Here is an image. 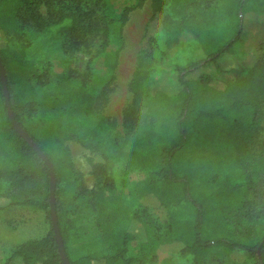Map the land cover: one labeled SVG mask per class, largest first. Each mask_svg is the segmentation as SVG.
<instances>
[{
    "label": "trees",
    "instance_id": "1",
    "mask_svg": "<svg viewBox=\"0 0 264 264\" xmlns=\"http://www.w3.org/2000/svg\"><path fill=\"white\" fill-rule=\"evenodd\" d=\"M84 1L0 0V29L23 39L31 30L63 28L64 53L73 56L102 29L97 8ZM153 6L161 29L148 34L139 50L123 132L99 112L100 96L52 105L34 85L47 69L0 46L15 120L55 168L56 213L68 258L71 264H264V244L258 253L264 239V35L251 37L244 25L246 14L264 15V0H153ZM257 39L251 61L245 52L238 66H219L220 81L211 72L198 73ZM166 77L177 80V91L159 87ZM68 138L102 153L104 162L91 170L98 188L88 187ZM118 161L124 162L125 184L131 173L143 174L131 184L138 201L133 209L107 176ZM105 189L109 194L101 196ZM70 196L76 200L71 210ZM149 196L165 209L164 218L144 203ZM86 198L100 236L73 256L69 238L85 221L79 207ZM0 199L8 200L0 210L27 208L45 224L41 236L13 246L2 264H64L51 220L50 169L15 129L1 74ZM98 243L104 252L98 253ZM173 243L181 247L159 263V251ZM236 251L246 253L245 260L235 258Z\"/></svg>",
    "mask_w": 264,
    "mask_h": 264
},
{
    "label": "rangeland",
    "instance_id": "2",
    "mask_svg": "<svg viewBox=\"0 0 264 264\" xmlns=\"http://www.w3.org/2000/svg\"><path fill=\"white\" fill-rule=\"evenodd\" d=\"M97 1L85 0L84 3L97 8L102 29L86 47L73 56L64 53L65 30L56 27L42 32L31 30L23 39L16 37L14 33L5 36L0 29V46L7 44L33 60L40 70L47 69V75L41 81H35L34 85L38 93L47 96L52 105L66 106L82 94L100 96L99 112L110 118L116 130L123 132L124 111L133 102L132 86L138 53L145 44L147 35L161 29V17L152 19L153 0H100L99 3ZM244 25L251 37L260 39L259 37L264 35V15L246 14ZM258 39L253 43L245 42L244 49L239 47L236 55L225 54L217 63H210V67L205 66L198 73L211 72L216 79L220 78L217 80L220 81L219 66H238L237 63L245 52V60L247 58L251 61L257 53ZM159 87L171 93L178 90L179 83L174 77H166ZM262 134L264 135V131ZM65 142L71 149L76 167L86 174L88 187L98 188L91 170L94 162H104L102 153L90 151L72 138L66 139ZM123 166L124 162L118 161L109 170L107 176L113 184L114 192L125 197L127 207L133 209L138 201L130 193L131 184L141 179L143 174L131 173L130 184L127 185L122 174ZM109 192V189H105L100 191V195H108ZM73 198L69 197L70 210L76 205V200ZM7 202V199H0V203ZM91 203L92 200L89 198L81 201L79 208L83 209L82 212L85 214L80 218L85 221L70 235L69 247L73 256L86 253L92 246V241L100 236V231L93 222L96 216L95 210L92 209L94 205ZM144 203L150 206L155 215L161 218L166 216L165 209L155 198L149 196L144 199ZM19 207L10 206L0 210V264H2L1 257L7 256L13 246L33 237L35 233L41 236L45 230V224H41L32 211ZM185 210L191 215L189 208ZM135 230L141 238L143 231L139 224H136ZM132 247L137 250V243H133ZM180 247L181 244L178 243L164 245L159 251V263ZM97 248L101 250L98 253L104 252L102 243L101 245L98 243ZM234 257L242 261L247 254L236 251Z\"/></svg>",
    "mask_w": 264,
    "mask_h": 264
},
{
    "label": "water",
    "instance_id": "3",
    "mask_svg": "<svg viewBox=\"0 0 264 264\" xmlns=\"http://www.w3.org/2000/svg\"><path fill=\"white\" fill-rule=\"evenodd\" d=\"M0 74H1V79H2V83H3V87H4V94L6 97V105H7V109H8V114H9V117H10L15 129L38 152V154L43 158V160L46 162V164L48 165V167L50 169L51 220H52V224H53V227L55 230L56 240L58 243V249H59L60 255L62 257L63 263L64 264H71V262L68 258L67 252H66L64 239H63L62 234L60 232V227L58 224V218H57V213H56V198H55L56 172H55L54 165L50 161V159L47 157V155L44 153V151L41 149V147L33 140V138L26 132V130L23 127H21L18 124V122L15 120L13 110H12V107L10 104V95H9L8 86H7L6 71H5V68H4L3 64L1 63V61H0ZM263 244H264V239L262 240V243H261L260 247L258 248L259 257H261L260 251H261V246Z\"/></svg>",
    "mask_w": 264,
    "mask_h": 264
}]
</instances>
